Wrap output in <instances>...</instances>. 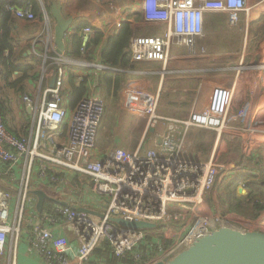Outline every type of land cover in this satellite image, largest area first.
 <instances>
[{
  "label": "built area",
  "instance_id": "built-area-1",
  "mask_svg": "<svg viewBox=\"0 0 264 264\" xmlns=\"http://www.w3.org/2000/svg\"><path fill=\"white\" fill-rule=\"evenodd\" d=\"M139 6L144 22L160 24L163 31L153 36H132L129 39L132 62L156 61L165 65L173 47H185L190 56H196L205 13H222L228 26L235 29L240 27L243 16L248 17L246 0H141ZM7 9L19 20H36L30 6H7ZM84 32L90 33L91 28H85ZM43 43L46 50L56 53L50 29L44 33ZM80 51L84 52V46ZM41 57L46 60V54ZM65 62L64 56L56 53L54 86L42 93L39 89L37 96L21 97L30 117L29 127L22 135L11 133L0 116V176L6 177L10 190L0 188V256L5 255L8 236L15 237L11 245L17 241L34 177L51 188L48 195L54 201L50 212L36 214L28 241L29 250L46 264H107L92 259L103 243L118 260L128 257L134 264H165L195 239L226 223L252 231L239 221L206 213V196L223 178L221 166L216 162L215 152L206 162L192 157L194 129L212 131L216 137L238 138L245 156L264 143L259 140L255 126L248 123V108L235 116L229 115L232 89L213 88L208 105L201 111L191 112L187 119H165L166 132L159 136L154 148L145 152L116 148L96 157V139L105 111L104 101L99 97L83 98L77 103L65 141L59 142L63 139L62 127L67 117L61 95ZM121 98L122 111L133 124L142 125L144 137L160 118L157 114L159 95L127 87ZM240 120V126L232 125ZM75 178L79 179L77 183H74ZM78 186L80 191L90 190L103 197L102 217L77 211L86 207L59 202L55 191L73 190ZM12 200L15 201L13 207ZM112 218L154 223L157 227L123 229L113 223ZM63 225L72 231L76 250L66 236L55 234ZM149 236L154 242H149ZM160 238L170 244L162 246ZM12 259L11 246L3 264H12Z\"/></svg>",
  "mask_w": 264,
  "mask_h": 264
},
{
  "label": "crops",
  "instance_id": "crops-1",
  "mask_svg": "<svg viewBox=\"0 0 264 264\" xmlns=\"http://www.w3.org/2000/svg\"><path fill=\"white\" fill-rule=\"evenodd\" d=\"M41 17L36 16L33 22L15 18L10 37L13 40L14 52L18 64H33L39 59L40 63L30 72L24 85L36 88L41 93L51 87L54 71L45 67L41 57L47 53L51 58L52 50H46L43 43L44 33L56 22L51 15L52 5L56 0H37ZM141 0H65L60 4V16L70 22L63 39L66 59L63 64L64 82L61 91L63 107L67 117L63 122V139L77 103L88 97H99L105 103L111 98L120 103L119 116L108 118V111H104L103 119L98 130L94 155L102 157L116 148H126L145 152L154 148L159 136L166 132L168 122L165 119H187L191 112L203 110L209 103L210 94L215 87H227L233 90V100L229 115L235 116L240 110L248 108L247 120L253 127L260 141H264V76L256 73L249 74L241 63L250 56L255 63L264 61V0H246L248 17L243 16L240 27L236 28L243 34L242 41L232 38L230 27L225 15L220 12H208L203 16V35L197 41V54L190 56L185 47H173L167 64L156 61L132 62L126 69L107 65L101 58L102 50L109 38L119 34L122 26L128 24L132 36H153L163 31L160 24H147L140 11ZM85 26L82 28L81 26ZM81 29L79 30V28ZM85 28H91L86 34ZM95 33L103 35L102 42L96 53L87 55L79 51L72 52L73 37L80 35L83 46ZM154 33L153 35H145ZM241 43V44H240ZM55 44V43H54ZM200 48V49H199ZM50 54V56H49ZM251 63V62H250ZM247 64L248 65H250ZM101 66L107 68H100ZM264 71L260 66L254 71ZM110 74V75H109ZM113 74V75H111ZM245 75H249L248 78ZM21 73H15L13 79L19 78ZM138 88L159 95L157 120L143 137L141 124H133L131 118L121 109L122 91L127 88ZM75 89L81 91L75 95ZM37 92V91H36ZM31 93V92H29ZM38 95V94H37ZM36 95V96H37ZM104 103V104H105ZM25 111V110H24ZM27 113V112H26ZM107 113V114H106ZM26 118L30 120L27 113ZM23 132L28 123H25ZM240 122H233V126ZM115 133L113 132L115 129ZM211 135H209V134ZM22 135V134H21ZM203 137L212 138L210 146L197 149V141ZM192 157L201 162L209 161L216 154V162L221 166L220 175L223 178L215 185L211 193L206 196V213L239 221L253 231L264 233V143L260 144L252 154L245 156L242 152L240 140L236 137H216L208 130H192ZM147 141V142H146ZM75 178L74 183H77ZM231 180H237L234 187L236 197H229L226 187ZM72 183V185H75ZM9 183H0V187L9 188ZM244 185V187H242ZM42 190L48 193L51 188L37 177L33 178L32 190ZM86 190L78 188H61L55 191L59 202H69L75 207H86L91 216L100 218L103 207L92 209L84 197ZM66 197V198H65ZM51 199V198H50ZM36 197L31 193L29 205L26 209L21 231L16 243L11 245L15 237L8 236L5 255L0 256V264L6 263L12 246V264H46L38 255L29 250L30 231L32 223L37 218ZM40 215V214H39ZM58 236H66L76 250V240L67 226L55 230ZM170 244V241H169ZM94 252L93 260L111 259L112 253L106 244ZM107 263V262H106Z\"/></svg>",
  "mask_w": 264,
  "mask_h": 264
},
{
  "label": "trees",
  "instance_id": "trees-1",
  "mask_svg": "<svg viewBox=\"0 0 264 264\" xmlns=\"http://www.w3.org/2000/svg\"><path fill=\"white\" fill-rule=\"evenodd\" d=\"M7 6H12L14 8H24L30 6L32 8L35 16L41 17L40 7L37 0H0V116L3 118L7 129L16 135L17 130L11 125V121H8L6 117L11 113L8 101V93L5 91H14L15 93H24L25 92V80L29 77L30 72L35 69V66L40 63V60H35V65L33 64H18L17 58L14 52L13 40L10 37L11 29L13 26L14 15L10 10L7 9ZM85 26L82 25L83 28ZM79 28V30L81 29ZM131 38V30L128 24H124L118 35L111 37L107 40L105 48L102 50L101 58L109 66L126 69L131 65V59L129 56V39ZM103 39V35L100 33H95V35L90 38L84 46V52L87 55L96 53L97 47L100 46ZM83 41L80 35H75L73 37V48L72 52L79 54L80 49L83 47ZM51 58L46 59L45 67H51L53 71H56V65L54 63V58L56 55L50 53ZM49 54V56H50ZM14 73H21L22 76L19 78L13 79ZM110 75V74H109ZM113 75V74H111ZM81 90L75 89V95L78 94ZM6 98V100H5ZM52 171V170H51ZM49 171L50 175L52 172ZM237 180H231L228 186L226 187V193L229 197H236V189L234 188L237 185ZM4 189V187H0ZM5 191H10L8 188L4 189ZM54 201L52 199H46L43 204V211L41 214L50 212L53 207ZM149 242H154L153 237L148 238ZM160 243L162 246L167 247L169 241L162 240L160 238ZM100 249V248H99ZM97 252L99 250L97 249ZM150 254L152 256L155 254ZM113 256V255H112ZM107 264H134L128 257L125 260H118L114 256L111 259H106Z\"/></svg>",
  "mask_w": 264,
  "mask_h": 264
},
{
  "label": "water",
  "instance_id": "water-1",
  "mask_svg": "<svg viewBox=\"0 0 264 264\" xmlns=\"http://www.w3.org/2000/svg\"><path fill=\"white\" fill-rule=\"evenodd\" d=\"M56 1L61 3L65 0ZM59 3L52 5L51 15L56 22L53 27L56 53L62 54L63 39L70 22L61 18ZM54 83L55 77L51 81V87ZM31 193L36 197V211L41 214L44 201L48 199V196L42 190H34ZM60 204L67 205V203ZM77 211L91 214V211L82 208H78ZM111 220L121 228L129 230H147L157 227L154 223L143 221L129 222L120 218ZM165 264H264V233L248 232L234 224L226 223L207 235L195 239Z\"/></svg>",
  "mask_w": 264,
  "mask_h": 264
},
{
  "label": "rangeland",
  "instance_id": "rangeland-1",
  "mask_svg": "<svg viewBox=\"0 0 264 264\" xmlns=\"http://www.w3.org/2000/svg\"><path fill=\"white\" fill-rule=\"evenodd\" d=\"M39 4H40V2H39ZM41 6L43 8V5H41ZM229 31H230V34H231L232 38H235L238 41L239 40L242 41L243 34H241L235 28H231ZM153 34L154 33L145 34V35H153ZM138 36H141V35H138ZM46 59H47V53H46ZM251 60L252 59H251L250 56L245 57V60L241 63V67L245 68V71H243V72L248 71L249 74H251V73L255 74L256 73L257 77L258 76L263 77L264 76V71L261 70L260 72L259 71L255 72L254 70L259 68L260 66H264V61L261 60V62L255 63V61H251ZM249 63H250V65L247 66V64H249ZM248 76L249 75H245L246 78H248ZM35 85H38V83H35L33 85L36 88H32V86L29 87V91L28 92L26 90L28 87L26 86L25 92L24 93H20V94L19 93H15L14 91H5L6 93H8L7 104L9 105V108L11 110V113L8 114L6 117L8 118V121H11V125L17 130V132H18L17 134H20V135L23 134L22 132H23V128L26 125L25 123H28V124H27V126H26V128L24 130H26L29 127V124H30V120L28 118H26L27 113H26V111H24V107H23V104L21 102V97L25 96V95L36 96L38 94V90H37L38 88ZM29 92H31V93H29ZM5 100H6V98H5ZM104 105H105V112L108 111L107 112L108 113V118L109 117H114L115 115L120 117L119 116L120 103L118 102L117 99L111 98L108 101H106V103ZM117 130H120V129L119 128L115 129L113 132L115 133ZM209 135H211V134H209ZM211 140H212L211 137L210 138L203 137L201 139V141H197L195 147H197V149L199 148V151L201 152V148L206 147V146H210V144L212 143ZM192 147H193V145H192ZM84 180L86 182H88L89 179L87 177H84ZM5 181H6V177L0 176V183H4ZM78 189L80 190L81 187L78 186ZM84 197L87 200V204L90 206V208L99 209L101 207L100 203L103 201V197H101V196H99V195H97L95 193L90 192V190H86V192L84 193ZM14 204H15V201L12 200L11 206L13 207Z\"/></svg>",
  "mask_w": 264,
  "mask_h": 264
}]
</instances>
